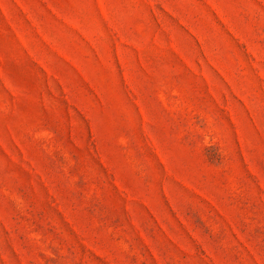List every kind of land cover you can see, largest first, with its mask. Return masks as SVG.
Masks as SVG:
<instances>
[{
  "label": "rangeland",
  "instance_id": "obj_1",
  "mask_svg": "<svg viewBox=\"0 0 264 264\" xmlns=\"http://www.w3.org/2000/svg\"><path fill=\"white\" fill-rule=\"evenodd\" d=\"M0 264H264V0H0Z\"/></svg>",
  "mask_w": 264,
  "mask_h": 264
}]
</instances>
